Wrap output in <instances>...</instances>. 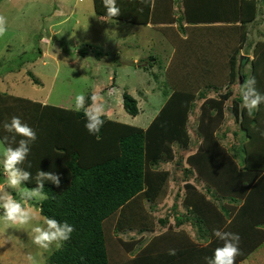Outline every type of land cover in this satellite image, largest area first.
I'll list each match as a JSON object with an SVG mask.
<instances>
[{
  "label": "trees",
  "instance_id": "obj_1",
  "mask_svg": "<svg viewBox=\"0 0 264 264\" xmlns=\"http://www.w3.org/2000/svg\"><path fill=\"white\" fill-rule=\"evenodd\" d=\"M93 1L96 13L107 16L103 0ZM205 1L209 5L201 11V0H185V10L178 17L176 0H117L121 15L110 18L143 25L153 23L161 30L172 32L178 47L196 49L199 38L205 42L207 39L208 42L219 41L212 45L215 52L208 54L199 69L193 62L198 57L184 59V55L177 52L180 48L175 49L166 72V83L173 90L160 91L161 87H158V92L165 98L146 128L113 119L106 113L101 132L91 135L85 128L83 112L0 90V137L10 135L3 131L2 123L13 116L20 117L35 129L38 137L27 158L31 168H27V162L22 167L33 177L43 170L54 172L61 179L59 187L45 181L43 193L47 198L29 202L35 203L45 218L54 217L75 227L71 239L49 256V263L111 264L107 236L111 220L117 219L116 226L121 230L128 225L138 226L140 220L137 223V218L147 219L139 212L145 201L162 202L169 193L172 180L179 184L186 181L190 194L186 203L192 204L198 213L196 216L178 213L179 225L188 221L199 225L200 236L208 243L216 229L238 233L241 237L240 258L264 240V104L250 116L243 107L242 97L234 89L236 83L239 89L246 79L254 76L258 91L264 94V35L254 44L250 62L245 63L249 58L240 55L248 39V23L256 19L260 0ZM261 1L264 4V0ZM174 22H178L180 32L187 33L192 28H202L193 26L200 23H225L215 26L218 33L224 35L216 36V40L212 36L207 38L193 33L183 37L168 25ZM185 22L192 25L186 27L187 30L183 28ZM237 26L238 38L237 32L230 31ZM99 53L97 59L101 57L102 52ZM87 54L86 49L81 51L82 56ZM33 59L21 60L12 68V73L19 72L25 62ZM122 59L119 61L124 64ZM188 63L195 71L192 72ZM248 63L249 73L243 71ZM32 76L35 82H40ZM192 78H195L193 83ZM222 87L224 92L218 98L206 97V90ZM198 99H204L198 120V131L202 134L199 133V137L203 138L198 148L185 158L187 150L196 144L188 126L190 112ZM228 102H231L230 117L246 135L243 144L229 150L213 135L226 123ZM123 108L133 116L141 111L139 101L127 91L123 93ZM226 135L227 132L223 134ZM20 138L17 137V142ZM171 161H175V171L159 168L162 162ZM192 176L204 181L206 191L214 198L220 195L226 202L219 207L209 201L190 181ZM23 185L28 189L37 186L34 179ZM162 223H165L164 219ZM174 240L169 246H177V254L159 256L165 257V264H181L180 256H185L186 251L195 253L194 257L184 259L183 264H206L205 254L211 247L208 243L197 246L190 239L181 243L178 236ZM213 243L218 246L222 241L217 239ZM81 256L86 258L85 262L80 260ZM140 263L152 264V261L146 258Z\"/></svg>",
  "mask_w": 264,
  "mask_h": 264
},
{
  "label": "rangeland",
  "instance_id": "obj_2",
  "mask_svg": "<svg viewBox=\"0 0 264 264\" xmlns=\"http://www.w3.org/2000/svg\"><path fill=\"white\" fill-rule=\"evenodd\" d=\"M177 1L180 3L181 0ZM263 5L260 1L259 7ZM0 15L7 18L6 34L0 37L1 91L73 109L77 94L84 93L87 96L97 94L102 97L109 117L145 128L154 118L165 98L158 92V87H161L160 91L173 90L166 83L169 57L173 58L176 48H180L177 52L181 55L188 52L186 51L188 47L177 46V42L172 39L175 36L170 31L165 30L167 44H163L158 40L162 36L165 38V35L153 27L98 15L93 0H0ZM261 22L260 18L253 23L247 42L240 50L249 56L245 63L250 62V56L253 54L250 45L257 38H263ZM173 28L178 31L175 26ZM230 31L237 32L236 38L239 37L238 26L231 28ZM178 32L182 35L180 31ZM201 36L210 37L209 34ZM235 43L239 44V41ZM83 49L88 51L87 56L81 55ZM209 49L211 51L205 49L203 53L190 55L198 57L193 61L198 69L212 52V49ZM99 52L102 54L97 59L96 55ZM29 57L34 59L25 62L19 72L12 73L13 67H17L21 60H27ZM121 57L124 64L119 61ZM186 65L192 72L195 71L193 65L189 63ZM249 70L248 63L244 65L243 71L249 73ZM32 74L40 82H35ZM194 79H191L192 83ZM238 85L236 83L234 86L236 94L239 93L236 87ZM200 89L201 87L197 92ZM125 91L139 101L141 111L137 116L129 114L123 108ZM222 92L224 87L218 90L210 88L208 95L218 98ZM203 102L204 99L196 100V106L190 112L188 130L196 144L188 150L189 153L198 148L203 138L199 137L201 132L198 131ZM230 108L231 102H228L226 123L213 134L228 150L242 143L246 136L244 130L230 117ZM225 132H227L226 137L223 136ZM3 147L4 145H0V149ZM185 154L186 158L188 154L187 152ZM159 168L173 172L176 164L175 161L162 162ZM190 181L217 206L220 207V204L226 202V198L220 195H215L214 198L210 192H207L205 182L197 179L196 176H192ZM185 184L186 181L179 184L172 180L168 195L158 204L144 199L145 205L139 212L141 211L147 219L137 218V223L140 220L138 226L128 225L121 230L116 226L117 219L111 220L112 224L108 225L107 231L111 264H139L146 258L149 262L152 261V264H165L163 262L165 257L161 259L159 256L168 253L169 249L177 250V246H169L170 243L175 242V236L180 237L181 243H187L189 239L197 246L208 243L200 236L199 225H194L192 221L180 225L177 223L176 215L198 214L192 204L186 203L190 194ZM25 189L28 188L24 185L16 189L6 187V177L0 159V195H11L19 200L18 193ZM26 207L37 214L38 221H33L32 224L24 227H13L0 219V264H28L26 259L28 255L34 256L38 264H51L48 258L57 250L56 246L52 245L49 249L39 248L33 243L31 233L32 227L44 226L45 216L40 213L35 203L28 201ZM2 215L0 210V217ZM163 219L165 223H162ZM216 240L217 238L211 235L207 245L211 247L205 257H211L214 249L222 245L223 242L218 246L214 245L213 242ZM194 253L195 251H186L185 256H180V263L183 264V260L188 259L189 256L194 257ZM236 264H264V240L251 249L244 258L237 256Z\"/></svg>",
  "mask_w": 264,
  "mask_h": 264
},
{
  "label": "clouds",
  "instance_id": "obj_3",
  "mask_svg": "<svg viewBox=\"0 0 264 264\" xmlns=\"http://www.w3.org/2000/svg\"><path fill=\"white\" fill-rule=\"evenodd\" d=\"M103 6L106 9V15L109 17H118L121 15V9L117 0H103ZM7 31V18L0 15V37L5 36ZM238 92L242 97L243 107L251 116L254 110H259V106L264 104V94L257 89V80L254 76L246 79L239 87ZM91 100V103L88 101ZM74 111L83 112L85 117V128L91 135H98L105 124L106 108L102 97L93 94L90 97L84 93L77 94L74 101ZM2 129L10 135L0 137V159H2V171L6 177V187L16 189L17 187L30 182L33 179L36 187L25 189L18 193L20 199L11 195H0V210L2 217L10 226L24 227L38 221L37 214L26 203L32 200H44L46 195L43 193L45 181L59 187L61 183L60 176L51 171L39 170L35 177L32 173L22 167L27 162V168H31V162L27 160L31 152V145L37 140V132L29 124L22 121L18 116L11 117L10 121L2 123ZM264 135V133H262ZM17 137H21L17 142ZM15 145V146H14ZM44 226H35L31 228L32 240L35 245L41 249H49L55 245L57 249L63 247L64 242L71 239L75 231L74 225L67 221H60L54 217H47L43 221ZM213 235L222 245L214 249L211 257H205L206 264H236V257L240 255L241 237L238 233L216 229ZM176 249H169L168 255L175 256ZM28 264H38L36 258L32 255L26 257ZM85 262L84 256L80 257Z\"/></svg>",
  "mask_w": 264,
  "mask_h": 264
},
{
  "label": "crops",
  "instance_id": "obj_4",
  "mask_svg": "<svg viewBox=\"0 0 264 264\" xmlns=\"http://www.w3.org/2000/svg\"><path fill=\"white\" fill-rule=\"evenodd\" d=\"M261 1V0H260ZM259 1V2H260ZM262 2V1H261ZM263 3V2H262ZM185 0H181L180 1V3H178V1L176 0V5H175V10H176V16L178 15V17H180L182 14H183V11L185 10ZM209 4H208V2L207 1H205V0H201V6H200V10L202 11V10H204V7L205 6H208ZM261 11H263V13L261 12ZM261 14V15H260ZM261 18V20H262V22L260 23V24H262L263 26H262V36L264 35V5L262 6V7H259V5H258V15H257V17H256V19L254 20V21H251V22H249L248 23V26H249V32H248V34L250 35V30L252 29V26H253V23L256 21V20H258V19H260ZM168 24V23H167ZM166 24V25H167ZM188 22H185L184 23V25H183V28L185 29V30H187V28L189 27V26H192V25H189L188 26ZM221 24H225V23H200V24H198V25H193V26H197V27H202V28H197V29H190V32H188L187 33V31H182L181 33H182V36L183 37H186L187 35H189L190 33H193V34H195V35H199V36H201V35H203V34H209L210 36H212L214 39H215V37L216 36H219L220 34H223L224 35V33L222 32V33H218V31H219V29H217V28H215V26H219V25H221ZM168 25H171L172 27L173 26H175L176 28H178V31H181V29H180V27H178L179 25H178V22H174V23H170V24H168ZM147 27H153L155 30H159V31H161V32H163V34L165 33V31L164 30H161L159 27H156V25H154L153 23H148L147 25H146ZM162 26V25H161ZM187 27V28H186ZM223 29H226V31H227V28H223ZM192 31V32H191ZM165 35V34H164ZM260 36H261V34H260ZM208 38V37H207ZM167 36L165 35V38L162 36V38L161 39H159L158 41H159V43H163V44H167ZM256 39V38H255ZM216 40V39H215ZM258 40V38L256 39V40H254V43L252 44V45H250L251 46V48H252V51H253V47H254V44L256 43V41ZM216 43H218L219 44V41L217 40V41H214V42H208V39H207V42H205L203 39H198V41H197V46H199V47H197L196 49H188V50H186V51H188L187 53H184L183 55H184V59H190L191 58V60L193 59V57L194 56H190L191 54H198V53H203L204 52V50L205 49H209V48H211L212 47V45H215ZM119 45V44H118ZM215 51H214V49H212V52L211 53H214ZM206 53V52H205ZM241 55L242 56H244V57H246L247 55H245L244 53H243V50L241 51ZM247 57H249V56H247ZM251 58H253V54L250 56ZM206 58H208V57H206ZM170 57H169V60H168V62L170 61ZM123 60V59H122ZM134 60H135V58H134ZM206 60V59H205ZM208 91H209V89L208 90H206V93H207V96L206 97H209L210 95H208ZM33 100H35V99H33ZM202 100V99H201ZM196 101V100H195ZM153 119V118H152ZM192 152H188V150H187V154L189 155V154H191ZM187 155V156H188ZM186 165L187 166H189V163L188 162H186ZM195 264H199V262H196Z\"/></svg>",
  "mask_w": 264,
  "mask_h": 264
}]
</instances>
